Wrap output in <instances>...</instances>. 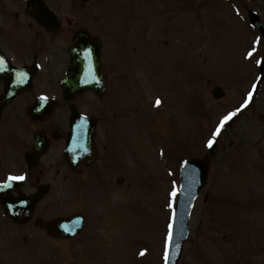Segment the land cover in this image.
<instances>
[{"label": "rangeland", "instance_id": "obj_1", "mask_svg": "<svg viewBox=\"0 0 264 264\" xmlns=\"http://www.w3.org/2000/svg\"><path fill=\"white\" fill-rule=\"evenodd\" d=\"M244 3L255 9L264 23V0H89L87 3L86 8L94 17H104L110 23L99 29L107 48V62L115 58L117 37L120 36L122 44L125 42V32L114 25L112 18L119 16L118 20L126 22L129 28L128 50L119 61L121 94L111 93L106 100L108 108L104 102L103 106L106 113H112L111 107L116 108L117 142L127 137L128 126L131 130L126 146L122 144L125 155H119L117 150L109 157L120 172L107 164L103 178L111 184L120 178L124 182L116 190L104 183L97 196L108 191L110 196H119L109 207L110 223L102 217L105 208L101 199L85 205L90 192L57 195L55 206L61 212L59 204L68 199L77 210L85 208L92 214L78 241L55 248L65 251L72 248L75 259L70 264H161L181 164L185 156L206 154L209 141L214 139L220 140L217 153L207 185L192 213L190 236L179 264H233L234 257L244 252L243 238L261 233L264 82L254 98L247 101L245 109L239 112L236 106L257 78L264 40L250 26ZM80 12L84 14V10ZM85 22L89 24L88 20ZM132 38L136 42L133 47ZM159 38L164 42L160 43ZM182 50H186L184 54ZM216 83L226 91L218 101L212 99L210 92ZM156 93L160 105L152 104ZM125 107L135 113V120L124 113ZM83 108L94 110L96 106L88 99ZM227 112L236 114L220 128L223 118L229 115ZM110 117L105 115L103 120L105 127L113 130ZM214 127L220 128L218 135L214 134ZM108 134L105 130L104 136ZM116 140L108 142L112 151L121 144ZM103 159L100 166L104 165ZM93 170L98 172V167ZM96 220L99 226L93 223ZM102 224L110 225L111 230L102 228ZM93 236L105 242L93 245L87 239ZM258 255L262 254L254 257L257 262Z\"/></svg>", "mask_w": 264, "mask_h": 264}, {"label": "flooded vegetation", "instance_id": "obj_2", "mask_svg": "<svg viewBox=\"0 0 264 264\" xmlns=\"http://www.w3.org/2000/svg\"><path fill=\"white\" fill-rule=\"evenodd\" d=\"M46 1L56 8L57 0ZM63 3L60 26L53 30L26 12L24 0H0V56L4 55L3 59L9 64V67L0 65V100L7 90L16 92L7 102L0 104V197L29 196L40 192L32 212L18 223L9 219L0 206V264H49L50 255L34 257L30 255L33 249H39V245L50 248L56 245L57 238L72 240L51 234L35 222L39 217L47 221L57 219L59 214L53 207L54 199L61 192L69 193L68 185L78 173L83 177L82 182L94 176L88 169L99 159L97 156L93 163L83 164L75 170L67 164L63 154L68 125L66 108L71 103L63 100L61 94V81L70 63L68 51L63 48L65 41L68 48L75 32L83 29L72 26L66 15L72 8V0ZM63 18L68 23L65 28L61 23ZM103 25L104 21L97 24L98 33ZM127 45L121 43L120 36L117 38V48ZM91 94L93 98L100 97L93 92L87 93ZM42 96L59 98L61 106L52 116L39 119V114L31 116L28 110ZM41 132L47 143L42 144L43 151L38 137ZM96 138L97 143L100 142L101 121L98 116ZM10 176H24L25 179L14 181L9 179ZM33 228L42 233V240H29L28 236H23V241L13 240L10 245L2 242L7 234L18 237ZM14 246L28 249L22 251L23 255L9 256V247ZM262 259L264 264V256Z\"/></svg>", "mask_w": 264, "mask_h": 264}, {"label": "water", "instance_id": "obj_3", "mask_svg": "<svg viewBox=\"0 0 264 264\" xmlns=\"http://www.w3.org/2000/svg\"><path fill=\"white\" fill-rule=\"evenodd\" d=\"M251 19L254 23L259 24V19L254 13H251ZM82 56L83 62H85L86 56H84L83 54ZM96 59L98 62V54H96ZM88 61L90 60L88 59ZM80 76L83 78H87L89 76L88 70L86 71V69H83L81 71V74L78 75L77 78H79ZM222 94L223 93L220 88L214 89L215 97H219ZM81 146V148L79 146H75L80 154H84L86 152V148L93 149L92 131L88 130V132H86ZM214 150L215 147H211L210 154H213ZM210 160V155H208L203 159L187 160L183 164L181 173V191L177 202V208L174 214L175 227L172 236L170 264H177L178 258L181 253L182 244L185 241L188 233V220L190 216V211L193 206V202L199 193V190L204 186L206 182Z\"/></svg>", "mask_w": 264, "mask_h": 264}, {"label": "snow or ice", "instance_id": "obj_4", "mask_svg": "<svg viewBox=\"0 0 264 264\" xmlns=\"http://www.w3.org/2000/svg\"><path fill=\"white\" fill-rule=\"evenodd\" d=\"M249 96L251 97V93L249 94ZM160 103V100L158 99L157 100V104H159ZM237 111H239V109H237ZM236 113L235 112H233V113H230L228 116H226V117H224L223 118V120L221 121V125H220V127H223V124L226 122V121H228V120H230L231 118H232V116H234ZM219 128L217 129V135L219 134ZM214 143V141H212V140H210L209 141V146L211 147L212 146V144ZM9 179H11V180H23V179H25V177L24 176H10L9 177ZM173 194H175V193H173ZM169 239H171V237H169ZM141 254H143V253H141Z\"/></svg>", "mask_w": 264, "mask_h": 264}]
</instances>
